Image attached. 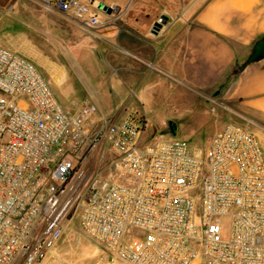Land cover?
<instances>
[{
    "label": "built area",
    "instance_id": "built-area-1",
    "mask_svg": "<svg viewBox=\"0 0 264 264\" xmlns=\"http://www.w3.org/2000/svg\"><path fill=\"white\" fill-rule=\"evenodd\" d=\"M32 1L84 33L102 26L94 0ZM0 94V264H80L56 251L75 198L90 264H264V148L248 129L227 124L203 150L150 144L142 108L120 121L88 101L66 112L3 47ZM105 144L107 171L93 173Z\"/></svg>",
    "mask_w": 264,
    "mask_h": 264
},
{
    "label": "crops",
    "instance_id": "crops-1",
    "mask_svg": "<svg viewBox=\"0 0 264 264\" xmlns=\"http://www.w3.org/2000/svg\"><path fill=\"white\" fill-rule=\"evenodd\" d=\"M102 4L119 12L98 17L95 34L59 24L72 47L68 56L76 58L82 79H90L75 81L69 113L88 101L99 115L120 121L140 108L147 116L148 106L167 97L188 111L193 105L184 95L196 96L213 102L215 114L204 147L192 148L203 150L227 124L264 137V0L171 1L159 10L167 21L156 35L150 31L158 20L127 14L131 4Z\"/></svg>",
    "mask_w": 264,
    "mask_h": 264
},
{
    "label": "rangeland",
    "instance_id": "rangeland-1",
    "mask_svg": "<svg viewBox=\"0 0 264 264\" xmlns=\"http://www.w3.org/2000/svg\"><path fill=\"white\" fill-rule=\"evenodd\" d=\"M99 1L102 3L112 1L123 7L131 4L127 14L131 13L132 16L156 21L159 19V10L168 7L171 1L177 0ZM91 11L99 18L106 15L94 8H91ZM66 23L59 16L45 12L39 4L32 0H0V47L15 52L34 64L54 97L68 112L73 107L71 103L76 90L75 81L81 82L82 80L81 83L87 85L90 79H82L76 58L73 60L67 54V51L71 52L72 47H69L63 39L64 34L61 35V31L64 32L65 29L63 30L59 26V24L65 25ZM33 27L36 29L33 30ZM43 27L45 33L41 32ZM72 51L74 53V50ZM2 96L0 94V97ZM184 99L192 101L193 106L187 107L188 111H184L183 107L178 106L175 100L170 97L164 98L155 106H148L146 137L150 144L179 140L186 142L191 148L194 144H199L201 148L204 147L211 131L209 122L214 119L215 110H211L213 102L187 95H184ZM201 111L203 112L201 119L197 120V115ZM169 121L171 122L170 126H173L172 131L169 129ZM258 140L264 148V137H260ZM110 160L111 154L105 144L101 149L91 154L87 168L93 173L105 169L106 172ZM79 169H76V173L79 172ZM76 200V198L73 199L66 208L62 220L66 231L56 251L74 262L90 264L95 254V248L79 230ZM221 237L224 240L228 239V224L222 230ZM19 262L20 258L17 257L11 264H20Z\"/></svg>",
    "mask_w": 264,
    "mask_h": 264
},
{
    "label": "water",
    "instance_id": "water-1",
    "mask_svg": "<svg viewBox=\"0 0 264 264\" xmlns=\"http://www.w3.org/2000/svg\"><path fill=\"white\" fill-rule=\"evenodd\" d=\"M92 6L96 10L100 11L101 13L107 14V15L117 14L118 11H119L118 7H115V6L108 7V6L103 5L102 3L98 2V1H93ZM166 21H167V18L165 16H161L158 19V21L155 22L152 25V28H151L150 33L152 35H156L157 32L160 30V28L162 27V25L165 24ZM169 129H170V131H172V129H173V126H170V123H169Z\"/></svg>",
    "mask_w": 264,
    "mask_h": 264
},
{
    "label": "trees",
    "instance_id": "trees-1",
    "mask_svg": "<svg viewBox=\"0 0 264 264\" xmlns=\"http://www.w3.org/2000/svg\"><path fill=\"white\" fill-rule=\"evenodd\" d=\"M238 71H239V70H237V69L234 70V71H233V74L235 75L236 73H238Z\"/></svg>",
    "mask_w": 264,
    "mask_h": 264
},
{
    "label": "bare ground",
    "instance_id": "bare-ground-1",
    "mask_svg": "<svg viewBox=\"0 0 264 264\" xmlns=\"http://www.w3.org/2000/svg\"><path fill=\"white\" fill-rule=\"evenodd\" d=\"M75 187V186H74ZM74 187H73V189H74Z\"/></svg>",
    "mask_w": 264,
    "mask_h": 264
}]
</instances>
